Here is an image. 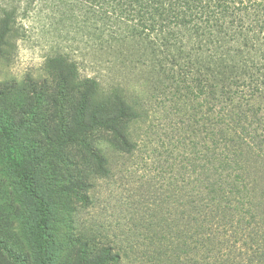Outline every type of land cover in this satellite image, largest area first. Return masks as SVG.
Returning a JSON list of instances; mask_svg holds the SVG:
<instances>
[{
    "label": "rangeland",
    "instance_id": "374dc122",
    "mask_svg": "<svg viewBox=\"0 0 264 264\" xmlns=\"http://www.w3.org/2000/svg\"><path fill=\"white\" fill-rule=\"evenodd\" d=\"M27 2L31 4L25 10ZM146 3L0 0V14L11 5L17 7L0 54V124L14 131L33 187L51 209L48 237L43 240L37 229L40 212L13 174L2 150L0 129V242L25 264H40L42 258L47 264H73L80 251L93 257L105 248L120 254L108 264H261V256L243 245L246 238H241L239 228L224 235L228 242L214 249L205 263H199L200 251L194 253V241L187 256L181 246L172 254L165 245L155 247L167 249L170 255L165 257L148 247L147 237L158 245L162 235H170L165 219L180 230L183 193L179 191L196 177L202 156L211 159V114L192 83L175 81L152 66L153 34L147 30L136 34L132 32L140 29L136 22L117 16L139 20L138 11L149 14ZM56 58L75 65L78 83L61 89L58 72L49 66ZM162 58L163 54L157 56ZM87 79L96 80L101 89L118 88L141 109L140 118L129 126L136 144L131 154L119 151L107 133L84 137L106 158L105 176L95 170L83 147H55L57 123L68 122ZM250 105L253 115L264 117L261 99ZM203 130L208 137L203 138ZM204 143L209 151L201 149ZM205 170L211 173L210 165ZM73 183L85 185L80 197L63 192V186ZM171 189L175 197H168ZM228 202L231 216L237 215L233 208L238 200ZM242 228L247 235L248 228ZM261 235L251 247L264 243Z\"/></svg>",
    "mask_w": 264,
    "mask_h": 264
},
{
    "label": "trees",
    "instance_id": "16d2710c",
    "mask_svg": "<svg viewBox=\"0 0 264 264\" xmlns=\"http://www.w3.org/2000/svg\"><path fill=\"white\" fill-rule=\"evenodd\" d=\"M147 1L149 3L145 6L148 4L149 14L138 11L139 20L122 13L117 16L130 23L136 22L140 29L132 32L140 34L147 30L153 34L152 66H157L159 72L163 71L175 81L192 83L195 93L203 99L204 106L208 105L207 112L211 114V159L202 156L203 165L190 181L195 187L184 184L179 191L180 195L183 193L180 230L173 227L175 223L169 218L165 219L170 235H162V244L158 245L147 237L146 240L150 241L148 247H154L158 256L165 257L170 255L168 250L155 247L165 245L172 254L181 246L187 256L194 241V253L200 251L202 259L199 263H205L214 249L220 250L223 242H228L223 240L224 235L235 233L239 228L243 234L241 238H246L243 245H249L255 256H261L260 263L264 264V243L257 248L251 247L259 243L260 234L264 240V117H257L256 112L253 115L249 108L257 99L264 102V1ZM30 4L27 2L25 10ZM16 11L17 7L11 5L0 14V54L12 32ZM159 54H163L164 59L157 60ZM49 66L58 72L62 90L78 83L74 64L56 58ZM100 98L103 105L97 103ZM137 104L118 88L101 89L96 80L87 79L68 122L59 119L57 123L55 147H83L86 156L94 160L95 170L105 176L108 172L106 158L83 139L95 132L107 133L119 151L133 153L136 144L131 141L129 126L141 116ZM92 106L94 109L88 111ZM4 122L9 124L8 119ZM0 129L3 153L13 168V174L20 178L24 192L37 206L41 217L37 229L40 237L47 240L50 204L33 187L31 172L17 140L12 137L14 131L9 126L1 127V124ZM203 132V138L208 137V132ZM201 149L203 152L208 150L205 143ZM207 165L211 168L209 174L205 170ZM84 187L73 183L63 186L62 190L65 194L80 197ZM169 196H174L172 189ZM231 199L238 200L239 204L233 208L238 212L237 215L233 212V216L229 212L228 201ZM234 220L236 223H232ZM152 226L156 228L154 223ZM242 226L248 228L247 235H244ZM119 258L120 254H111L109 248L93 257L80 251L73 264H108ZM0 264L25 262L0 242ZM40 264L47 263L42 258Z\"/></svg>",
    "mask_w": 264,
    "mask_h": 264
}]
</instances>
